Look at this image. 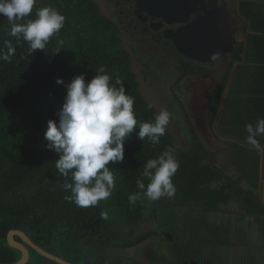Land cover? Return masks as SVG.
I'll return each mask as SVG.
<instances>
[{
	"label": "trees",
	"instance_id": "trees-1",
	"mask_svg": "<svg viewBox=\"0 0 264 264\" xmlns=\"http://www.w3.org/2000/svg\"><path fill=\"white\" fill-rule=\"evenodd\" d=\"M238 11L249 33L207 94L208 121L220 111L226 135L261 147L264 173V0H238ZM247 159L256 171L257 152ZM198 161L143 100L92 0H0V264L19 260L11 230L70 264H124L106 250L153 217L155 182L186 201H224L202 188L211 173ZM30 252L27 264H55Z\"/></svg>",
	"mask_w": 264,
	"mask_h": 264
},
{
	"label": "flooded vegetation",
	"instance_id": "flooded-vegetation-1",
	"mask_svg": "<svg viewBox=\"0 0 264 264\" xmlns=\"http://www.w3.org/2000/svg\"><path fill=\"white\" fill-rule=\"evenodd\" d=\"M92 1L115 24L138 90L140 84L151 90L155 103L148 104L161 119L165 114L162 121H166L164 125L176 147L183 153L195 152L199 155L198 165L209 169L211 176L201 180L205 182L202 188L215 194L210 199L224 197V201L209 206V199L186 201L155 182L147 201L155 209L153 217L111 241L107 254L124 264H264L263 149L226 135L219 124L220 111L211 124L207 112V94L214 83L208 90L205 81H211L218 61L226 57L231 61L233 52L246 43L249 27L241 20L238 3V14L231 10L229 0H217L214 7H209V2L203 8L189 5L191 12L183 20L182 8L173 14L142 0ZM216 8L218 12L227 9L237 21L227 25L236 40L234 51L210 64L186 57L178 49L175 34ZM247 151L257 152L256 171L254 162L247 159ZM13 239L27 249L30 260L32 249L20 237L14 235ZM14 251L20 259L21 253Z\"/></svg>",
	"mask_w": 264,
	"mask_h": 264
},
{
	"label": "water",
	"instance_id": "water-1",
	"mask_svg": "<svg viewBox=\"0 0 264 264\" xmlns=\"http://www.w3.org/2000/svg\"><path fill=\"white\" fill-rule=\"evenodd\" d=\"M151 3L154 7H163L168 13H176L182 8L183 20H186L191 10L189 5L214 7L217 0H142ZM237 21L231 16L227 9L218 12L217 8L212 13L197 17L192 23L188 24L180 32L176 33V42L178 49L185 53V56L198 60L199 62L210 64L215 60L230 54L236 47V40L231 36L229 27ZM228 92V89L225 93ZM262 158H260V170L262 171ZM20 237L21 241L39 256L55 264H70L33 244L28 237L18 231L12 230L7 237V243L10 248L21 253V258L13 264H27L29 254L23 245L17 244L13 236Z\"/></svg>",
	"mask_w": 264,
	"mask_h": 264
},
{
	"label": "rangeland",
	"instance_id": "rangeland-1",
	"mask_svg": "<svg viewBox=\"0 0 264 264\" xmlns=\"http://www.w3.org/2000/svg\"><path fill=\"white\" fill-rule=\"evenodd\" d=\"M96 1V0H95ZM230 2V6H231V10L235 13V14H238L237 12V3H238V0H229ZM243 22L244 20L241 19ZM245 26L248 27L246 25V23L244 22ZM248 33H249V29H248ZM230 61V58L226 57L225 59H221L220 61H218L216 64H215V70H212V79L210 82H207L205 81V83L207 84V87H208V90L211 88L210 86L215 83L222 75V70L225 68V65ZM237 65L234 64L233 65V69L236 67ZM148 86L144 87V86H141L140 84V93L143 97V99L149 103V104H154L155 101L154 99L151 97V90L149 88H147ZM206 87V88H207ZM226 95V93H225ZM202 101H204V99H202ZM156 107L158 108L157 106V103H156ZM202 110L204 111V106H202ZM164 116L165 114L163 113L162 114V119H164ZM165 120V119H164ZM164 123H166V121H164ZM221 144V141H216V148H215V151L217 152V150L219 149L218 146ZM220 156V155H219ZM93 191L95 192H99V191H102V192H105L104 191V188L102 186H97V187H94L93 188ZM112 212H109L107 213L106 215H109L111 214ZM109 217H115V214H111L109 215ZM31 262H37V259L35 258V256H31L30 260Z\"/></svg>",
	"mask_w": 264,
	"mask_h": 264
}]
</instances>
